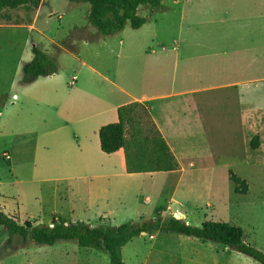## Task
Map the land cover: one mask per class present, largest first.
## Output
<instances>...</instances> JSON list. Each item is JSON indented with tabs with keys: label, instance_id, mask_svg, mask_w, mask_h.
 I'll return each instance as SVG.
<instances>
[{
	"label": "rangeland",
	"instance_id": "1",
	"mask_svg": "<svg viewBox=\"0 0 264 264\" xmlns=\"http://www.w3.org/2000/svg\"><path fill=\"white\" fill-rule=\"evenodd\" d=\"M161 4L160 9L140 8L138 15L147 19L142 28L136 30L128 24L111 36L98 32V38L92 35L94 27L88 19L90 5L86 3L43 0L37 9L20 8L2 13L0 198L5 203L1 208L19 223L30 221L35 225H51L54 219L63 218L118 226L129 221L140 222L142 218L163 220L167 214L180 216L197 227L206 221L226 222L242 228L246 242L264 253V151L251 147L254 136L249 134V128L243 132L222 129L223 118H236L242 110L248 113L252 108L264 111V0H161ZM34 23L48 38L21 29ZM50 38L64 49L53 47ZM40 43L48 49L53 47L57 74L66 84L76 79L75 83L71 82L72 86L78 83L85 94L91 84L83 61L137 93L141 91V70L155 59L166 61L165 75L192 77L194 88H207L197 97L211 100L213 157L205 162L211 173L205 175L201 163L196 169L189 168V159L194 158L190 155L184 162L186 173L179 170L170 175V182L168 174L144 178L119 174L111 178L69 181L28 176L33 151L25 143V136L20 137L17 132L22 130L16 125L20 124L22 100L14 97L22 89V61L31 59L24 50ZM240 68L245 71L243 81L261 80L235 88L222 87L230 71ZM96 89L102 108L105 104L112 108L123 106L120 105L122 94L111 85L101 81ZM79 92L75 91L72 96ZM25 111L32 114L36 110ZM136 113L148 122L146 114L150 113L146 105ZM15 151L24 166L17 174L12 172V162L4 158ZM41 151L42 148L38 157ZM230 171L251 185L247 195L235 192ZM70 172L66 175L81 174L77 170ZM8 239L6 230L0 226V259L12 250ZM40 249L32 247L24 250L28 252L25 255L8 260L12 257L9 255L3 259L7 260L5 264H111L105 251L83 249L73 242ZM65 250H70V258L62 255ZM122 255L126 264H260L213 242L162 232L138 236L122 249Z\"/></svg>",
	"mask_w": 264,
	"mask_h": 264
},
{
	"label": "crops",
	"instance_id": "2",
	"mask_svg": "<svg viewBox=\"0 0 264 264\" xmlns=\"http://www.w3.org/2000/svg\"><path fill=\"white\" fill-rule=\"evenodd\" d=\"M21 27H24L21 29H28L48 38L36 26V23L31 26L24 25ZM94 29L91 30L92 35L95 36L94 38H98V31ZM49 40L56 49H64L59 42L51 38ZM36 45L39 44L34 46ZM40 46L54 57L53 47L48 49L42 43H40ZM32 48L30 50L26 47L24 50L28 57L30 55V61L34 58ZM163 50L166 51V49ZM173 50L177 51V48ZM70 54L79 59L76 54L72 52ZM238 58L243 63L242 54L239 52ZM179 59L178 57V64ZM30 61H22V64L20 63L22 70L23 66ZM152 62L153 64L150 63L141 70L142 78L139 82L141 91L139 93L119 85L114 79L94 68L86 61H83V63L88 67V81L91 84L90 90L86 94L78 83H76V87L72 86L71 82L75 83L76 79L66 84L65 79L57 73L47 78H40L31 85H22V89L18 95H15L14 99L22 100V110L18 117L20 124H16L22 130L19 129L20 131L17 132L20 137L25 136V143H28V147H32L33 151L34 160L32 166L29 165V170L26 172L28 176L33 179L45 176L39 180L47 181H69L74 179L96 180L111 178L119 174L128 175L130 178L168 174L167 180L170 182L172 179L170 175L177 173L179 170L183 174L186 173L184 162L189 159L188 156L190 155L194 158L189 159V168L196 169L201 163L204 174L211 173V168L205 165V162L213 157L211 149L212 139L210 136V131L213 129L211 100L208 99L207 101V98L197 97L200 92H206L208 89L194 88L192 77L177 76L176 74L173 76L165 75L163 68L166 61H162V59H155ZM176 67L177 64L174 65V68ZM189 72L192 74L191 70ZM244 72L242 68L231 70L226 78L225 85L222 87L226 89L235 88L261 80L259 78L243 81L245 78ZM101 81L111 85L122 94L123 103L120 104L121 106L122 104L127 106L139 103L148 107L152 122L177 160L178 169L173 171L129 173L127 171L126 151L124 149L111 155L102 151L99 131L102 126L119 121V105L112 108L111 105L105 104L102 108L101 98L96 89V86H99ZM78 90L81 92L72 96ZM240 99L244 101L243 98ZM31 108L37 112L33 111L32 114H30L31 112L25 114V112L30 111L25 110ZM29 125L32 126L29 127ZM245 128H249L251 131L249 134L254 136L252 141L256 137L259 138L260 145L254 150L264 151V111L260 112L259 108L256 110L252 108L248 113L242 110L236 118L227 120L223 118L222 129L230 131L240 130L243 132ZM252 141L250 143L251 147ZM40 148H42V151L38 157ZM16 154H18L16 151L12 154L10 153L11 159L6 160L12 162L11 168L14 174H17L19 169L22 170L24 168ZM70 170H77L81 174L78 177L66 175V173H71ZM250 189L251 185L249 184V191ZM2 203H5V201L0 198L1 207ZM68 251L70 250H65L62 255L66 254L70 258V252ZM26 253L28 252L20 251L12 255V257H8V260ZM6 261L3 259L0 264H5ZM29 264L36 263L30 262Z\"/></svg>",
	"mask_w": 264,
	"mask_h": 264
},
{
	"label": "trees",
	"instance_id": "3",
	"mask_svg": "<svg viewBox=\"0 0 264 264\" xmlns=\"http://www.w3.org/2000/svg\"><path fill=\"white\" fill-rule=\"evenodd\" d=\"M43 0H0L2 13L20 8L37 9ZM72 3L90 5L88 19L101 35L111 36L123 31L128 24L133 29H140L147 19L139 16L140 8L160 9L161 0H70ZM57 50H60L57 48ZM34 58L23 66L21 84L28 86L40 78H47L58 72L57 63L48 52L36 45L32 48ZM143 105L133 103L119 108V121L101 127L99 131L101 149L111 155L121 149L126 151L127 171L145 173L156 171H173L179 168L177 160L146 114L147 121L136 113ZM150 127V129H148ZM259 138L252 141V148L259 147ZM230 180L235 185L237 194L247 195L249 184L233 171L229 172ZM53 225V227L51 226ZM51 225H35L30 221L19 223L15 216L4 212L0 206V226L3 227L12 247L9 255L32 247L52 248L63 243L73 242L80 248L105 251L111 264H126L122 249L138 236L145 233H175L203 242H213L224 248H230L264 264V253L248 244L242 228L226 222L206 221L197 227L174 214H167L163 220L129 221L118 226L107 223L92 225L84 221L54 219Z\"/></svg>",
	"mask_w": 264,
	"mask_h": 264
},
{
	"label": "built area",
	"instance_id": "4",
	"mask_svg": "<svg viewBox=\"0 0 264 264\" xmlns=\"http://www.w3.org/2000/svg\"><path fill=\"white\" fill-rule=\"evenodd\" d=\"M4 158H5V160H10L11 159V156H10V154H6L5 156H4ZM52 227H53V225H51Z\"/></svg>",
	"mask_w": 264,
	"mask_h": 264
},
{
	"label": "water",
	"instance_id": "5",
	"mask_svg": "<svg viewBox=\"0 0 264 264\" xmlns=\"http://www.w3.org/2000/svg\"><path fill=\"white\" fill-rule=\"evenodd\" d=\"M177 218H179V219H180L181 217H180V216H178Z\"/></svg>",
	"mask_w": 264,
	"mask_h": 264
}]
</instances>
